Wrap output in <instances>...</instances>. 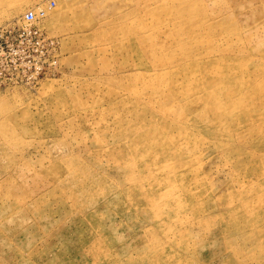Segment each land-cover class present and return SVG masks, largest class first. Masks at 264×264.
Returning a JSON list of instances; mask_svg holds the SVG:
<instances>
[{
	"label": "rangeland",
	"instance_id": "obj_1",
	"mask_svg": "<svg viewBox=\"0 0 264 264\" xmlns=\"http://www.w3.org/2000/svg\"><path fill=\"white\" fill-rule=\"evenodd\" d=\"M0 264H264V0H0Z\"/></svg>",
	"mask_w": 264,
	"mask_h": 264
},
{
	"label": "built area",
	"instance_id": "obj_2",
	"mask_svg": "<svg viewBox=\"0 0 264 264\" xmlns=\"http://www.w3.org/2000/svg\"><path fill=\"white\" fill-rule=\"evenodd\" d=\"M36 18H37L36 14L32 11L25 14V19L29 22L36 21Z\"/></svg>",
	"mask_w": 264,
	"mask_h": 264
}]
</instances>
